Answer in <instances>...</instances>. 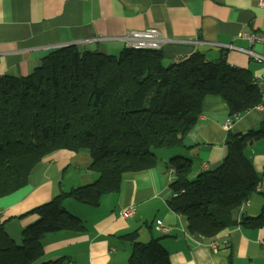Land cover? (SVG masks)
I'll return each mask as SVG.
<instances>
[{
  "label": "trees",
  "instance_id": "obj_1",
  "mask_svg": "<svg viewBox=\"0 0 264 264\" xmlns=\"http://www.w3.org/2000/svg\"><path fill=\"white\" fill-rule=\"evenodd\" d=\"M207 97H220L234 120L261 103L250 71L231 67L224 56L208 61L201 53L167 65L162 50L125 48L106 55L68 46L50 53L27 76L0 77V199L24 188L32 171L60 150L88 152L90 170L98 175L93 184L61 192L20 216L39 217L24 229L21 243L0 224V264H64L43 261L44 238L87 230L64 209V201L97 208L102 197L120 191L126 175L155 168L160 151L189 150L184 138ZM263 137L264 122L258 129L229 132L222 163L194 180L190 160H170L168 206L185 218L190 234L215 242L236 227L264 228V197L256 217L234 215L258 193L261 179L245 150ZM121 239L132 244L128 264H171L159 239L142 243L137 232Z\"/></svg>",
  "mask_w": 264,
  "mask_h": 264
},
{
  "label": "crops",
  "instance_id": "obj_2",
  "mask_svg": "<svg viewBox=\"0 0 264 264\" xmlns=\"http://www.w3.org/2000/svg\"><path fill=\"white\" fill-rule=\"evenodd\" d=\"M148 29H157L164 39L161 50L167 65L201 53L208 61L224 56L231 67L250 71L254 79L264 76V62L247 52L264 56V46H251L240 37L243 33L264 35V9L258 0H0V77L27 76L50 53L68 46L80 52L118 55L128 47L124 38L130 31ZM228 45L240 50L223 48ZM231 119L220 97H207L198 123L184 138L189 150L159 154L155 168L126 175L120 191L102 197L97 208L67 199V211L83 220L87 230L47 235L43 261L128 264L132 244L121 237L137 232L142 243L159 239L171 264H264V228L226 230L218 236L219 250L215 251L212 240L190 234L185 218L168 206L174 179L170 160L175 156L190 160L192 180L216 169L227 154L228 133L258 129L264 122V108L246 112L227 131ZM245 154L261 183L250 206L234 211L238 220L256 217L263 204L264 137ZM91 164L88 152L60 150L46 157L24 188L0 199V224L5 223L10 237L21 243L24 229L39 219L37 215L20 216L61 192L97 181ZM132 207L134 215L123 218V210ZM159 222L168 234L157 231Z\"/></svg>",
  "mask_w": 264,
  "mask_h": 264
},
{
  "label": "built area",
  "instance_id": "obj_3",
  "mask_svg": "<svg viewBox=\"0 0 264 264\" xmlns=\"http://www.w3.org/2000/svg\"><path fill=\"white\" fill-rule=\"evenodd\" d=\"M258 6L262 9H264V0H258ZM242 39L248 41V43L253 46L256 44L263 45L264 46V35L262 34H250V33H243L240 36ZM125 42L128 45V48H132L135 50H161L162 45L165 42L162 38L160 32L157 29H148L144 31H130L126 37L124 38ZM225 49L230 50H240L236 46L228 45L223 46ZM254 59H256L258 62H264V56L260 54H256L252 51H247ZM254 85L258 89L260 96H261V103L256 107L257 109H263L264 108V76L258 77L254 79ZM239 118H236L237 121ZM234 119H231L225 126V129L227 131L230 130L231 125L233 122H235ZM259 189V188H258ZM250 206V200L243 203V205L240 207V210L243 211L246 207ZM135 209L129 208L126 210H123L122 217L123 218H129L134 215ZM157 231L161 232L162 234H168L169 230L166 226H164L162 223H158L157 225ZM224 245L228 244V240L224 239L222 240ZM212 248L215 251L219 250V242L215 241L211 244Z\"/></svg>",
  "mask_w": 264,
  "mask_h": 264
},
{
  "label": "rangeland",
  "instance_id": "obj_4",
  "mask_svg": "<svg viewBox=\"0 0 264 264\" xmlns=\"http://www.w3.org/2000/svg\"><path fill=\"white\" fill-rule=\"evenodd\" d=\"M128 48V47H127ZM166 64V63H165ZM161 153H159V154H167L168 152L167 151H160ZM172 172H173V170H172ZM255 197H257V195H254ZM65 202V201H64ZM256 205V204H255ZM257 205H258V203H257ZM63 207H64V209H66V204H64L63 203ZM66 211H67V209H66Z\"/></svg>",
  "mask_w": 264,
  "mask_h": 264
}]
</instances>
